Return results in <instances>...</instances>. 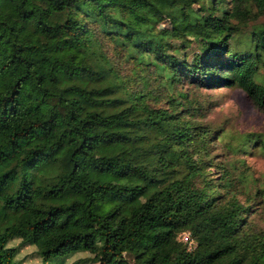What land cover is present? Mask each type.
Returning <instances> with one entry per match:
<instances>
[{
  "label": "trees",
  "instance_id": "16d2710c",
  "mask_svg": "<svg viewBox=\"0 0 264 264\" xmlns=\"http://www.w3.org/2000/svg\"><path fill=\"white\" fill-rule=\"evenodd\" d=\"M192 1L0 0V264H15L16 249L7 245L13 239L34 246L44 263L85 251L96 264H264V234L244 231L249 206L219 203L205 163L184 158L186 173L139 206L124 214L117 203L97 214L104 194H139L146 186L96 181L79 161L150 184L169 162L147 170L93 152L128 140L121 127L137 110L149 122L176 115L175 107L153 108L126 89L95 47L91 23L165 86L181 77L198 88L235 85L264 112V85L254 81L264 71V21L246 35V48L230 46L237 33L230 17L246 12L243 0H232L230 13L225 0H208L209 16L192 10ZM251 1L264 11V0ZM159 15L171 31H153ZM188 41L197 52L180 60L173 52ZM189 128L197 138L207 131ZM259 146L264 153V136ZM181 231L195 243L191 250L176 240Z\"/></svg>",
  "mask_w": 264,
  "mask_h": 264
},
{
  "label": "rangeland",
  "instance_id": "374dc122",
  "mask_svg": "<svg viewBox=\"0 0 264 264\" xmlns=\"http://www.w3.org/2000/svg\"><path fill=\"white\" fill-rule=\"evenodd\" d=\"M207 5L208 0H193L190 3L192 10L209 16L211 12ZM232 6V0L223 2V7L229 13ZM240 8L246 12L230 17L231 24L237 28L230 46L239 42L237 46L244 49L246 47L242 42L251 29L264 21V11L257 12L251 0H243ZM215 14L219 15L218 12ZM88 27L92 29L95 47L129 92L145 95L147 105L153 108L172 111L175 107L173 112L176 113L175 119L149 122L146 113L137 110L129 117L128 124L121 127L128 140L121 144L102 143L93 152L95 157L118 162L128 159L131 164L142 165L147 170L155 168L160 159L169 162L170 166L160 170L150 184L129 174L116 177L94 172L86 158L79 159L88 176L96 181L146 186V190L139 194H104L103 201L96 203L93 211L103 214L114 204L121 203L126 214L129 207L139 206L153 191L181 178L186 173L183 159L190 158L205 163L206 172L209 173L207 178L215 186L219 203L232 198L249 206L242 215L244 231L252 235L264 234V153L259 146L264 136V112L235 85L198 88L181 77L179 83L165 86L163 81L156 79L150 65H143L136 57H128L121 47L99 32L95 23L88 24ZM113 29H117V26ZM153 29L159 33L171 31L168 18L165 15L157 16ZM167 38L173 46L179 45L176 39ZM182 45L185 47L173 53L180 60L190 61L193 53L197 52V46L193 41ZM254 81L264 85L262 67L258 68ZM178 102L180 105L174 104ZM189 126L207 131L197 138L192 135L193 129ZM185 128L189 133L180 135L178 132ZM7 245L16 249L15 264H70L74 261L77 264H96L85 251L69 253L44 263L30 244L13 239Z\"/></svg>",
  "mask_w": 264,
  "mask_h": 264
},
{
  "label": "built area",
  "instance_id": "2783aa9c",
  "mask_svg": "<svg viewBox=\"0 0 264 264\" xmlns=\"http://www.w3.org/2000/svg\"><path fill=\"white\" fill-rule=\"evenodd\" d=\"M176 240L178 242H181L185 245L186 250H191L195 243L193 240L190 238L189 233L187 231H181L177 234Z\"/></svg>",
  "mask_w": 264,
  "mask_h": 264
}]
</instances>
